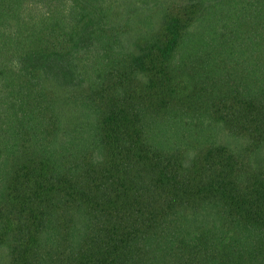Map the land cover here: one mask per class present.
<instances>
[{
  "label": "trees",
  "instance_id": "obj_1",
  "mask_svg": "<svg viewBox=\"0 0 264 264\" xmlns=\"http://www.w3.org/2000/svg\"><path fill=\"white\" fill-rule=\"evenodd\" d=\"M0 264H264V0H0Z\"/></svg>",
  "mask_w": 264,
  "mask_h": 264
}]
</instances>
